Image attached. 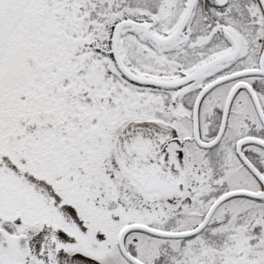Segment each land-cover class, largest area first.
I'll return each mask as SVG.
<instances>
[{"label": "snow or ice", "instance_id": "6c2138e0", "mask_svg": "<svg viewBox=\"0 0 264 264\" xmlns=\"http://www.w3.org/2000/svg\"><path fill=\"white\" fill-rule=\"evenodd\" d=\"M0 264H264V0H0Z\"/></svg>", "mask_w": 264, "mask_h": 264}]
</instances>
